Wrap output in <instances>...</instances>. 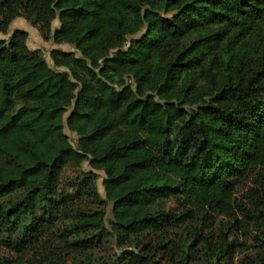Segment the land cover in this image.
Segmentation results:
<instances>
[{"label":"trees","instance_id":"16d2710c","mask_svg":"<svg viewBox=\"0 0 264 264\" xmlns=\"http://www.w3.org/2000/svg\"><path fill=\"white\" fill-rule=\"evenodd\" d=\"M18 16L75 50L0 38V264H264V0H0Z\"/></svg>","mask_w":264,"mask_h":264},{"label":"rangeland","instance_id":"374dc122","mask_svg":"<svg viewBox=\"0 0 264 264\" xmlns=\"http://www.w3.org/2000/svg\"><path fill=\"white\" fill-rule=\"evenodd\" d=\"M58 26H59V20H58V18H55L52 22V30H54ZM16 28L25 29L28 32V38H27L28 51L36 53L38 55H42L45 58V60L49 66H52L58 70L64 69V67H56L53 65V62H52L51 57H50V51H51V49H54V48H58V49H62V50H75L73 44L54 43L52 40H45L42 37L37 26L33 25L29 20H27L21 16H18L11 21V23L8 26V30L6 33L0 32V38H5L6 40H8L11 33ZM75 53L77 55L79 54L77 51H75ZM63 131L67 135V137L69 138L72 145L75 147L77 145V138H78L76 133L73 132L72 130L68 129L67 127H64ZM88 170H92V169L89 167L87 162H83L81 164V166H78V167H65L62 171V181L64 183H68L70 180H72L81 171H88ZM95 173L98 175V180H97L98 192L100 193V196L102 198H104V190H103V186H102V178L104 176V173L102 171H97V170L95 171ZM248 185H251L250 182L248 183ZM245 188L246 187L239 188L238 191L236 192V194L241 195L244 192ZM169 204L171 206H175V203L172 201H170ZM88 206L90 207V205H88ZM85 207H87V204ZM92 207H95V206L93 205ZM105 210H106V219H107V221H109V219L111 218V215H112L111 214V210H112L111 203L107 204ZM215 218H216V221H219L220 219H224L220 215L215 216ZM107 227H108V225H107ZM254 233H255V231L253 230L252 235ZM252 243H253L252 236H250L248 239V242L246 244L247 247L250 249V251H253V248L251 246ZM102 244L105 247L103 251H105L106 253H114L115 250L113 248L114 244H113L112 236H107L106 232H104V234L102 235ZM99 253H101V252H99ZM11 257L14 258V253L6 250L4 245L2 243H0V262L2 261V258H11ZM241 257L242 256L239 253L235 254V258H234L235 264H242ZM82 260H83V256L79 253L76 255H73L70 259L72 264H77Z\"/></svg>","mask_w":264,"mask_h":264}]
</instances>
